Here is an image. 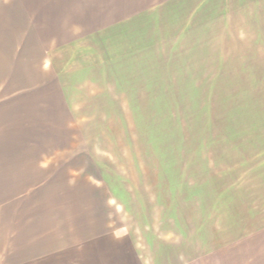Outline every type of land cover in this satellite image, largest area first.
Segmentation results:
<instances>
[{
  "label": "rangeland",
  "instance_id": "rangeland-1",
  "mask_svg": "<svg viewBox=\"0 0 264 264\" xmlns=\"http://www.w3.org/2000/svg\"><path fill=\"white\" fill-rule=\"evenodd\" d=\"M230 1L0 0V52L41 60L15 95L48 98L62 119L48 128L94 129L160 213L169 185L230 177L231 146L264 115V52L235 34Z\"/></svg>",
  "mask_w": 264,
  "mask_h": 264
},
{
  "label": "crops",
  "instance_id": "crops-1",
  "mask_svg": "<svg viewBox=\"0 0 264 264\" xmlns=\"http://www.w3.org/2000/svg\"><path fill=\"white\" fill-rule=\"evenodd\" d=\"M230 2L235 34L264 52V0ZM27 53L0 52V264H264V115L231 146L230 177L172 182L176 207L157 213L151 181L130 187L94 129L48 128L49 99L15 95L41 64Z\"/></svg>",
  "mask_w": 264,
  "mask_h": 264
}]
</instances>
